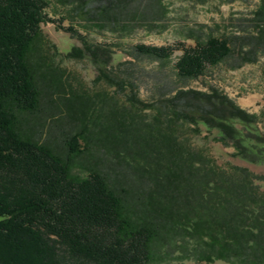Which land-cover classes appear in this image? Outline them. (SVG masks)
Instances as JSON below:
<instances>
[{
	"label": "rangeland",
	"instance_id": "rangeland-1",
	"mask_svg": "<svg viewBox=\"0 0 264 264\" xmlns=\"http://www.w3.org/2000/svg\"><path fill=\"white\" fill-rule=\"evenodd\" d=\"M45 1L44 44L30 55L39 106L21 115V132L67 158L72 176L104 177L129 217L152 230L146 264H264V246L244 233L264 225V165L234 157L215 141L216 130L174 115L188 108L197 118L208 107L177 101L178 92L216 90L256 117L245 129L233 122L237 129L264 137L261 0ZM211 37L227 39L231 55L196 79L179 78L182 49ZM85 44L102 54L93 59ZM138 45L174 51L157 59ZM72 48L82 57H66ZM74 135L81 136L77 156L67 145ZM242 196L250 198L237 211L233 200ZM235 213L236 235L227 234L218 223Z\"/></svg>",
	"mask_w": 264,
	"mask_h": 264
},
{
	"label": "trees",
	"instance_id": "trees-1",
	"mask_svg": "<svg viewBox=\"0 0 264 264\" xmlns=\"http://www.w3.org/2000/svg\"><path fill=\"white\" fill-rule=\"evenodd\" d=\"M46 6L45 0H0V264H146L152 230L129 217L121 197L104 177L96 172L85 178L72 176L67 158L21 132V115L32 114L39 106L30 55L36 46L44 44L40 25ZM256 15L264 18V0ZM83 50L93 59L102 54L86 44ZM135 50L164 60L174 51L171 47L144 45ZM182 50L175 69L183 79L202 76L208 67L220 64L232 53L227 39L215 37ZM66 57L81 58V51L72 48ZM99 77L121 87L102 70ZM174 99L207 105L197 118L188 108L174 111V115L216 130L215 141L232 147L234 157L264 165V137L241 131L256 123L255 116L216 90L209 94L180 91ZM130 101L141 104L134 96ZM80 137L74 135L68 142L70 155L81 153L77 147ZM170 165L176 163L170 161ZM241 173L247 176V171ZM259 179L264 180V176ZM249 198H235V209L242 208ZM208 204L207 210L213 211L215 204ZM216 206L223 207L221 203ZM236 215L229 220L223 217L218 227L236 235ZM257 226L259 234L244 233L255 239V246H264L259 244L264 243V225Z\"/></svg>",
	"mask_w": 264,
	"mask_h": 264
}]
</instances>
